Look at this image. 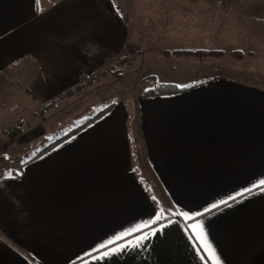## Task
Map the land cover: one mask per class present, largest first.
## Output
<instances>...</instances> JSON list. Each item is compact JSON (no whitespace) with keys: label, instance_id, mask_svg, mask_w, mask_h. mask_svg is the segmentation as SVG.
I'll return each instance as SVG.
<instances>
[{"label":"crops","instance_id":"1","mask_svg":"<svg viewBox=\"0 0 264 264\" xmlns=\"http://www.w3.org/2000/svg\"><path fill=\"white\" fill-rule=\"evenodd\" d=\"M234 3L264 24V0ZM199 4L203 25L195 14L186 37L179 25L163 37L189 49L251 51L247 71L262 83L202 73L181 90L142 92L134 107L107 106L48 147L60 136L48 138L36 115L19 111H47L137 45L128 1L0 0V166L18 160L0 176V264H264V37L224 46L228 25H212V0ZM226 56L163 59H225L244 71L235 63L246 57Z\"/></svg>","mask_w":264,"mask_h":264},{"label":"rangeland","instance_id":"2","mask_svg":"<svg viewBox=\"0 0 264 264\" xmlns=\"http://www.w3.org/2000/svg\"><path fill=\"white\" fill-rule=\"evenodd\" d=\"M127 1L129 10V14H127L128 25L135 28L138 35L137 42L135 43L137 45H133L134 43L129 46L127 45L124 51L125 55L116 56L109 62L103 68L102 72L97 77H94L90 85L96 82L89 90L85 92H81V90L80 93L72 96L62 95L56 101L57 104L55 106L47 107V111L42 109H36L35 111L33 109H27L24 113L22 110L19 111L24 119H30L32 114L36 115L45 128L44 130L48 138L61 136L79 124L84 118L112 104L122 103L127 107H134L136 98H138L142 92L154 88L159 83L182 85L186 84V82L189 83L191 80H195L197 76L202 73L212 75L228 74L245 80L262 83L259 78L252 76L251 73L247 71L248 68L251 67L249 62L252 61V58L248 57L254 56L252 52L248 50L243 52L240 49H234L232 51L229 49V52H223V54L228 55L226 57L229 58L231 56L230 58L232 59L235 58L232 54L233 51L242 52L244 54L243 57L246 58L241 61V64L235 63V68H242L244 69L243 72L230 71L225 59L213 60L211 64L204 63L203 61L199 62L198 59L195 64H192L194 63L193 60H189L187 64L184 62H176L173 58H170L173 59L172 61L163 59V56L169 57L171 55L195 57L186 54L177 55V51L202 50L171 45L175 44L172 42L174 39L173 34L167 35L166 38L163 37V34L166 35L167 30L171 28V25H174V27L179 25L181 29H185L188 25H191V18H193L192 16L195 14L197 15V19L200 20V23L197 22L198 20L195 21L197 25H203L202 20L205 16L203 13L204 8L199 4V0H195L191 8L189 7L188 0H180L179 6H174L172 4L175 0H142L145 3L142 9L139 6V0H131L132 3L130 0ZM230 1L231 0H212V10L210 13L212 25H228L227 36H222V39H220L224 46L228 45L233 48L237 46L238 43L236 42L239 40L256 43L255 41L258 39H252L255 41H250L251 36L264 37V24H257L255 22L257 19L254 18V15L245 13L248 11L246 5H236L234 3L235 0H233L232 5L229 7ZM118 7L120 13L124 15L125 10H123V6L118 5ZM219 7H223L224 13H219ZM228 7L229 10H227ZM199 13L200 15H198ZM156 25L161 29L164 27L165 32H158ZM234 28H236L237 31ZM186 31V29L180 31V34L185 32L186 37ZM238 31L242 32V34ZM159 33L162 35V39L157 40L155 36L160 35ZM212 33L215 38L220 37V31L213 29ZM135 40L134 38V41ZM242 45L243 44H241V46ZM177 47L179 48L177 49ZM120 57H123L124 60L118 63L117 60ZM171 66H174V70L170 68ZM48 138L34 142L33 146L30 148L27 145H21L19 149L26 150L29 148L31 150L39 147L46 144L49 140ZM7 145L8 143H4V149H6ZM12 167H18V160L14 161L12 164L9 157L2 159L0 176L6 174L5 172H10Z\"/></svg>","mask_w":264,"mask_h":264},{"label":"trees","instance_id":"3","mask_svg":"<svg viewBox=\"0 0 264 264\" xmlns=\"http://www.w3.org/2000/svg\"><path fill=\"white\" fill-rule=\"evenodd\" d=\"M178 54H180V55L186 54V55H191V56H195V57H203V56L220 57L223 55V51H220V50H183V51H177V55ZM232 54L237 59L242 58L244 56V54L242 52L233 51ZM123 60H124V58L120 57L117 60V62L120 63ZM93 80H94V76L84 78L81 82L76 84L73 88L67 90L64 93V96H72L74 94L79 93L85 86L90 85L93 82ZM181 89L182 88L177 87L176 84L159 83L154 88H150V89L146 90L143 94H147V95L162 94V93L173 92V91L181 90ZM107 108L104 107L103 109L99 110L95 114L84 118L79 124H77L76 126L71 128L68 132L62 134L57 140L50 142L48 147L52 146L53 144L58 143L60 140L65 139L67 136L77 132L83 126L89 124L94 119L99 117L103 112H105L107 110Z\"/></svg>","mask_w":264,"mask_h":264},{"label":"snow or ice","instance_id":"4","mask_svg":"<svg viewBox=\"0 0 264 264\" xmlns=\"http://www.w3.org/2000/svg\"><path fill=\"white\" fill-rule=\"evenodd\" d=\"M261 184H264V181H261ZM226 203V202H225ZM213 207H217L216 205H213ZM162 217L160 216V215H158L157 217H156V221H159L160 219H161ZM185 219L186 220H191V219H193V217H191V216H188L187 214H185ZM155 222V221H154ZM201 230H202V227H201ZM144 238H146V237H144ZM103 247H107V246H102V248ZM122 250V249H121ZM98 251H102V249H100V250H98ZM110 253L109 252H102V256H101V258H103L104 256H107V255H109Z\"/></svg>","mask_w":264,"mask_h":264},{"label":"built area","instance_id":"5","mask_svg":"<svg viewBox=\"0 0 264 264\" xmlns=\"http://www.w3.org/2000/svg\"><path fill=\"white\" fill-rule=\"evenodd\" d=\"M15 108H16V106H13V107H11V110H12V109H15Z\"/></svg>","mask_w":264,"mask_h":264}]
</instances>
